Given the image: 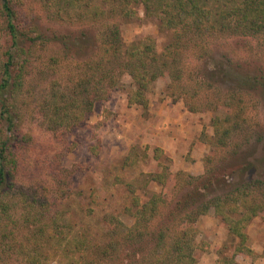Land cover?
<instances>
[{"label": "rangeland", "instance_id": "374dc122", "mask_svg": "<svg viewBox=\"0 0 264 264\" xmlns=\"http://www.w3.org/2000/svg\"><path fill=\"white\" fill-rule=\"evenodd\" d=\"M19 2L23 27L34 24L52 35L87 36L96 43L80 53H65L50 41L26 47L21 85L9 98L22 141L12 156L16 165L4 192L6 209L0 212V264H70L71 257L79 264H143L157 234L169 235L193 209L179 210L177 201L208 180L210 191L202 188L195 196L197 210L202 201L231 194L242 198L230 200L239 209L232 217L238 219L251 203L259 212L242 229L251 254L235 251L239 238L213 207L199 214L196 264H264V90L254 82L264 76V35L189 40L180 52V77L165 74L154 80L143 107L128 102L133 84L123 69L126 58L106 52L103 39L116 26L124 48L145 41L161 53L173 32L157 17L133 6L130 17L108 14L93 22L77 19L80 8L75 6L71 19L60 20L47 17L38 0ZM8 44L0 13V71ZM99 61L104 67L94 77L101 75L104 85L114 81L115 88L88 110L87 70ZM230 93L241 112L221 105ZM64 99L74 100L69 111L80 107L84 117L68 129L50 130L52 101ZM233 125L221 143V131ZM4 130L0 120V136ZM159 173L173 182L163 188L151 180ZM159 193L164 201L157 203L156 215L142 219L134 213ZM109 215L132 230L128 234L118 226L111 235L116 249H110L105 233L114 228ZM75 238L91 248L73 251Z\"/></svg>", "mask_w": 264, "mask_h": 264}, {"label": "trees", "instance_id": "16d2710c", "mask_svg": "<svg viewBox=\"0 0 264 264\" xmlns=\"http://www.w3.org/2000/svg\"><path fill=\"white\" fill-rule=\"evenodd\" d=\"M46 12L47 17L63 20L64 18L71 19L73 9L79 6L80 10L76 11V18L89 19L95 21L108 14H117L118 16L132 15L133 6H142L147 16H155L166 28L172 30L173 35L171 41L168 42L161 53H157L151 44L145 41L133 42L132 46L124 48L118 28L114 26L106 31V36L103 39L106 44L105 51H112L114 58L121 59L122 56L124 72L129 75L132 80L133 89L128 93V102L130 104H138L143 107L147 106V90L149 85L158 77L167 74L172 80H177L180 77V67H178L181 48L186 42L194 38H218L222 36L233 35H264V0H38ZM19 0H0V13L3 17L4 28L9 37V44L5 51V60L2 63L0 71V120L4 123L5 130L0 136V212L5 211L6 202L4 201V192L11 187L9 181L13 178L16 161L14 151L22 141L21 131L16 119L17 116L13 112V105L9 101L11 96H14L18 91L25 63L27 62L28 51L26 47L38 41L56 42L62 47L75 53H80L84 49H89L90 46H95V39L91 37H81L79 35H60L46 33L34 24H20L19 15L16 4ZM185 37L187 39H185ZM190 38V39H188ZM24 43L25 45L21 44ZM28 43V44H26ZM102 60V58L100 59ZM113 60H109L111 62ZM122 61H119L121 63ZM102 61L93 65L85 63L90 71L86 78L87 88H90L92 94L89 96L88 110L93 105L95 100L109 98L115 82L107 80L102 76L94 77V72L97 69H102ZM18 68V72H13L14 67ZM220 66L219 68H221ZM105 70V69H104ZM220 70V69H219ZM92 72V73H91ZM225 74V71H223ZM86 74V76H87ZM254 82L264 90V76L255 78ZM253 82V84H254ZM240 84H245L241 81ZM101 85V88L98 87ZM88 90V89H87ZM234 94L230 93L222 102V106L237 111H242L239 103L234 98ZM51 112L47 114L48 129H68L75 122L83 119V109L75 107V111L71 113L69 107L75 105L74 100L70 103H57L52 101ZM90 106V107H89ZM193 109V108H192ZM69 111V112H68ZM235 125L221 131L219 141L223 143V135H227ZM264 159L261 158V160ZM251 164V163H250ZM249 168V167H248ZM180 174V172H178ZM182 174V172H181ZM151 180L160 184L163 188L168 187L173 182L171 176L165 174H152ZM259 182V181H257ZM165 184V185H164ZM212 182L208 180L205 186H202L207 192L210 191ZM200 188H195L197 192L189 191L184 193L181 199L176 203L177 207L184 209L191 207L189 213H186L178 222V226L174 231L167 235L166 232L157 234L156 242L152 248L150 255L144 257L143 264H196L194 257L196 237L195 220L199 214L206 212L210 207L214 208L216 214L222 217V220L227 224L228 230L237 235L239 238L236 246L237 253L246 252L252 253V250L246 246V234L242 230L253 216L259 212L255 204H250L246 213L240 214L239 218H234L231 215L238 211V207L230 202L240 200L241 196H233L226 194L223 196L217 195L212 198L202 201L201 207L197 210L196 194H200ZM166 191V190H165ZM162 191V194L165 193ZM162 194H154L145 202L136 215L143 218H150L151 215H156L158 212L157 203L164 201ZM242 199V198H241ZM135 205H139L138 197H133ZM255 200V199H253ZM244 203V199H243ZM234 204V205H232ZM193 211H196L193 213ZM109 222L114 224L113 227L107 228L106 236L109 238L110 249H116L118 243L111 238V235L117 234V228L126 230L128 234L132 233L130 228H127L118 219L109 215ZM119 226V227H118ZM77 235L81 233L77 232ZM76 237V236H75ZM65 238V236H64ZM73 251L81 250L88 251L91 246L87 241L75 238ZM68 247L65 248L67 250ZM108 251V250H107ZM106 252V251H105ZM70 264H79L71 257Z\"/></svg>", "mask_w": 264, "mask_h": 264}]
</instances>
